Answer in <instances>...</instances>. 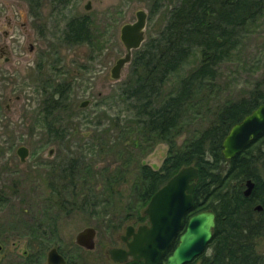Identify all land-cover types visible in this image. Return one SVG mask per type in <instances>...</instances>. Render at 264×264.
I'll list each match as a JSON object with an SVG mask.
<instances>
[{
    "label": "rangeland",
    "instance_id": "374dc122",
    "mask_svg": "<svg viewBox=\"0 0 264 264\" xmlns=\"http://www.w3.org/2000/svg\"><path fill=\"white\" fill-rule=\"evenodd\" d=\"M178 1L40 0V9L34 13L28 0H0V41L9 44V53L5 55L12 56L8 64L2 58L4 74L0 75V191L5 192L0 196V264L19 261L24 252L32 250L25 224L36 222V218L43 227L58 228L54 247L72 256L78 254L90 259L94 264H108L104 250L120 241L127 225L149 222L145 215L143 220L132 216L117 229L108 225V220L115 218L111 214L121 216L129 212L125 203H133L136 195L131 185H127L122 193L124 199L112 212L110 207L103 206L106 201L100 199L102 208L97 215L78 210L67 215L55 208L49 215L45 213L46 199L55 181L54 172H58V166L69 157L83 155L87 162L97 164V169L121 160L114 149L104 148L100 143V134L109 131L113 124L124 125L134 118L128 101L120 95V85L129 75L130 64L123 69L120 79L111 78V68L126 52L120 39L121 26L134 22L136 11L145 9L148 40L163 29L168 9ZM88 3L90 9L86 8ZM84 15L94 22L98 30L95 35L99 38L93 45L66 44L63 32L68 20ZM200 59V52L196 50L182 68L170 76L165 88L167 95L176 93L182 78ZM39 64L41 71L37 68ZM263 69L264 14L249 25L241 46L220 66L221 75L214 83L213 93L207 91L199 95L198 104L186 117L188 123L184 131L176 136L177 143H183L205 128L220 105L247 95ZM63 81L71 87L67 93L69 108L58 111L63 119L59 126L65 130L64 141L48 133L44 111L46 91L55 88L54 82ZM86 100L88 105L81 107ZM123 138L118 126L104 137V142L107 145L111 144V139L121 141ZM150 144L146 142L136 151L137 158L159 169L169 154V145L166 142ZM20 146L29 149L25 161L17 152ZM95 180L91 175L90 181ZM146 206L141 209L142 213ZM87 226L97 230L98 250H75L76 234ZM260 248L264 252V238L260 240ZM50 249L45 254L44 264H47ZM85 263L89 264L86 260Z\"/></svg>",
    "mask_w": 264,
    "mask_h": 264
},
{
    "label": "trees",
    "instance_id": "16d2710c",
    "mask_svg": "<svg viewBox=\"0 0 264 264\" xmlns=\"http://www.w3.org/2000/svg\"><path fill=\"white\" fill-rule=\"evenodd\" d=\"M28 1L32 12L37 13L40 0ZM263 14L264 0H179L173 4L167 11L163 29L134 50L129 75L120 85V95L134 112L133 120L124 125L113 124L109 131L100 134L101 145L114 149L121 160L97 169V164L87 162L83 155L69 157L54 172L55 181L46 199L45 213L55 208L67 215L76 210L97 215L102 208L100 199L106 201L103 206L110 207L112 212L124 199L122 193L127 185H131L136 195L133 203H125L129 212L121 216L111 214L115 218H108V225L117 229L132 216L145 219L141 209L154 193L183 166L195 164L199 168V180L193 193V210L188 216L213 209L217 224L207 250L190 264H260L254 251L259 228H254L253 238L250 235L253 228L243 218L250 200L244 197L241 185L248 179L255 180L253 196L264 203V133L230 160L225 159L222 144L230 128L264 102V69L247 95L220 105L200 132L181 144L176 136L184 131L186 117L198 104L199 95L213 93L214 83L221 75L220 66L233 57L249 25ZM96 32L88 16H75L65 26L63 41L72 46L93 45L99 38ZM196 50L201 56L199 64L182 78L176 93L167 95L165 88L170 76ZM37 68L43 69L40 64ZM54 83L55 88L46 91V128L52 137L64 141L65 130L59 126L63 119L58 111L69 108L67 93L71 87L64 81ZM118 126L124 138L111 139V144L105 145L104 137ZM146 142L151 143L149 146L155 142L169 145V154L159 169L137 158L136 151ZM91 175L96 177L95 182L90 181ZM4 193L0 191V196ZM35 220L25 224L31 237L30 258L11 264H44L47 250L54 247L58 228L43 227L39 218ZM177 244L178 239L165 253V261Z\"/></svg>",
    "mask_w": 264,
    "mask_h": 264
},
{
    "label": "water",
    "instance_id": "95a60500",
    "mask_svg": "<svg viewBox=\"0 0 264 264\" xmlns=\"http://www.w3.org/2000/svg\"><path fill=\"white\" fill-rule=\"evenodd\" d=\"M86 8L90 9L91 4L88 3ZM136 17L134 22H126L121 26L120 39L126 52L111 68V78L114 80L121 78L123 69L132 61L134 50L139 49L146 40L148 12L138 9ZM88 103L87 100L83 101L81 107L87 106ZM263 133L264 102L230 128L222 144L225 159L234 158ZM17 152L22 161L29 155L26 146H20ZM52 152L53 150L51 154ZM198 180L199 168L195 164L183 166L175 173L154 193L144 209L149 222L140 224L137 228L132 224L127 225L125 234L121 237L127 248L112 247L108 250L112 259L121 263L132 258L143 261L144 264H190L202 255L214 235L216 212L206 209L188 216L193 210V193ZM245 184L244 193L249 196L254 182L248 179ZM96 236L97 230L93 226H87L76 234V242L87 249H94ZM176 239L178 244L164 261L165 253ZM47 262L65 264L66 260L58 249L53 247L48 251Z\"/></svg>",
    "mask_w": 264,
    "mask_h": 264
},
{
    "label": "flooded vegetation",
    "instance_id": "af4514ba",
    "mask_svg": "<svg viewBox=\"0 0 264 264\" xmlns=\"http://www.w3.org/2000/svg\"><path fill=\"white\" fill-rule=\"evenodd\" d=\"M0 33L2 34L1 31H0ZM6 34L8 35V32H6ZM8 49H9V44L8 43L5 44L4 42L1 43V41H0V65H1V67H0V75L4 74V70H3L4 68H3L2 63H1L2 58H4L5 64H8L11 61V59H12L11 55H9V54L5 55L7 52L9 53ZM5 79L6 78H3L4 81H5ZM9 108H10V104L7 105V109H9ZM0 109H1V106H0ZM263 179H264V177H263ZM253 182H254L253 190H252V193L249 196H246L245 193H244V190L246 188V184L243 183L241 185L243 187L242 192H243L244 197H246V198H248L250 200L249 201L250 207L248 209V213L243 218L247 221V223H249L251 230L253 228L252 233H250L248 231L250 233V235L253 236V238H254V235H255V229L254 228H256V226L259 228L257 236L254 239V245H255V248H254L255 250L254 251L256 252V257H257L259 263L260 264H264V252H261V250H260L261 249L260 248V240L264 238V203L260 200V198H254L253 195L255 194L256 181L253 180ZM238 209L236 208V211ZM216 224H217V214H216ZM132 225H134V224H132ZM134 226L137 228L139 225H134ZM126 227H125V230H126ZM122 236H123V234L120 235V241L117 244H113V245H110V246L105 248L104 252H105V257L107 258L108 264H135L134 261L135 262H141V261L134 260L132 258H129L128 261L123 262V263L116 262V261H114L112 259V257L108 253V250L110 248H112V247L127 248L126 242L121 239ZM97 244H98V241L96 240L94 249H89V250H92V251L98 250V245ZM56 248L58 249V247H56ZM76 249L77 250H82L83 249V250H85L87 252L89 251L86 247L81 246L78 243L75 246V250ZM58 251L64 256V258L66 260L65 264H86L85 260L87 262H89V264H94L93 261H90V259L88 260L87 258L81 257L78 254H76V255L74 254L72 256V255H70L71 253H64L63 251H61L59 249H58ZM29 258H30V255L28 254V251H27L26 254H24L22 256V258H20V259H29ZM47 264H48V262H47ZM194 264H196V263H194Z\"/></svg>",
    "mask_w": 264,
    "mask_h": 264
}]
</instances>
